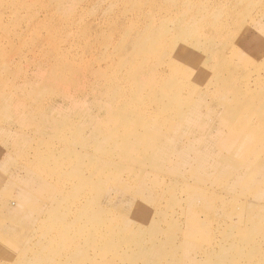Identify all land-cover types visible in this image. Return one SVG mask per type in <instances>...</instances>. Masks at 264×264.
I'll return each mask as SVG.
<instances>
[{"label":"rangeland","instance_id":"374dc122","mask_svg":"<svg viewBox=\"0 0 264 264\" xmlns=\"http://www.w3.org/2000/svg\"><path fill=\"white\" fill-rule=\"evenodd\" d=\"M0 264H264V0H0Z\"/></svg>","mask_w":264,"mask_h":264},{"label":"bare ground","instance_id":"6f19581e","mask_svg":"<svg viewBox=\"0 0 264 264\" xmlns=\"http://www.w3.org/2000/svg\"><path fill=\"white\" fill-rule=\"evenodd\" d=\"M238 146H239V144H238Z\"/></svg>","mask_w":264,"mask_h":264}]
</instances>
